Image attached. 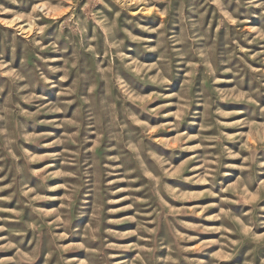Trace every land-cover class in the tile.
<instances>
[{"label": "rangeland", "instance_id": "obj_1", "mask_svg": "<svg viewBox=\"0 0 264 264\" xmlns=\"http://www.w3.org/2000/svg\"><path fill=\"white\" fill-rule=\"evenodd\" d=\"M0 264H264V0H0Z\"/></svg>", "mask_w": 264, "mask_h": 264}]
</instances>
